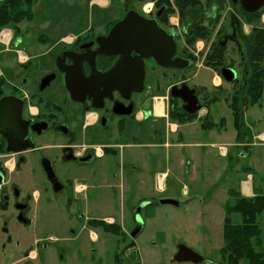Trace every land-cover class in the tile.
I'll return each instance as SVG.
<instances>
[{"label": "flooded vegetation", "instance_id": "1", "mask_svg": "<svg viewBox=\"0 0 264 264\" xmlns=\"http://www.w3.org/2000/svg\"><path fill=\"white\" fill-rule=\"evenodd\" d=\"M145 1L125 0L128 6L124 7L119 20L131 9L148 19H155L158 26L173 35L176 50L170 61L175 66L164 67L153 58L145 59L141 92L134 90L126 99L119 91L111 90L112 83L125 81L124 68L118 69L114 75L109 74L122 61V57L107 53L109 49L106 46V37L119 20L106 25L96 22L95 26L86 27L69 39H57L50 48L52 52L28 55L24 63L16 60L18 77L7 89L0 87V98L11 95L22 100L20 115L18 103L16 107L14 103L0 106V264H13L14 248L24 244L14 236L28 235L36 220L50 215L74 219L80 224L81 235L83 230L90 229L87 246H91L92 252L97 248L102 249L105 242L101 236L111 233L116 236V244L120 246V253L115 254L114 260L122 264H142L135 238L145 227L143 210L150 219L148 208L151 203L149 199L136 197V182L132 175H129L126 184L121 154L123 147L118 141L127 139L124 135L126 122L135 124L138 111L143 112L147 121L153 116V96L146 83L148 72L160 67L180 70L196 63L198 53L191 50L189 43L194 33H189L188 28L193 26L196 28L194 32L198 33L206 19L216 18L222 2L196 0L197 4L181 8L178 0H168L169 4L166 0H153L152 7L146 11L143 7ZM136 2H140V7L135 5ZM157 2H161V5L156 6ZM232 4L239 5L238 2ZM168 11V20L165 21ZM222 34L217 32L213 41L218 37L219 43L227 44V37L234 41L239 50L240 76H237L240 78L243 69L248 66L243 38H239L237 31L228 36ZM34 56L44 57L42 68L41 62L34 63L33 69L29 68ZM149 59L150 64L147 65ZM205 59L206 55L202 58L203 63ZM132 66L135 68V64H131L128 70ZM231 67L236 70L234 64ZM154 89L158 90L156 86ZM179 100L180 104L176 106L186 112L183 108L185 103ZM197 104H201L199 100ZM172 109L174 106L167 102L168 115ZM245 127L248 131L249 127ZM128 139L132 146L136 145L135 136ZM109 140L116 141L112 143V148ZM106 156L115 160L114 172L110 177L114 183L108 182L99 167L98 160ZM129 170V174H133L136 165L130 166ZM78 174L82 175L78 177ZM94 176L98 181L96 184L92 181ZM79 179L82 181L79 182ZM259 193L260 190L256 194ZM231 204H225L223 228L227 217L234 222L238 219L237 213L227 212V205ZM233 216L237 219H233ZM126 220L133 223L126 224ZM111 227H114L115 233L109 230ZM72 233L76 237L74 230ZM160 235L161 239L169 238L166 234ZM48 240L56 238L50 235ZM33 244L29 242L24 245L20 260L32 258V252L35 254L33 258L38 257ZM181 244L195 251L185 241H179L170 256L171 261L184 262L174 259ZM223 247L224 241L214 256L209 255L206 249L202 250L207 255L195 251L201 260L197 263L187 262L232 264ZM260 251L264 253L263 246ZM241 262L250 264L244 260L238 264ZM161 264H169V257Z\"/></svg>", "mask_w": 264, "mask_h": 264}, {"label": "rangeland", "instance_id": "2", "mask_svg": "<svg viewBox=\"0 0 264 264\" xmlns=\"http://www.w3.org/2000/svg\"><path fill=\"white\" fill-rule=\"evenodd\" d=\"M200 1L204 2V0ZM223 3L225 5H222V9L218 11L220 17L215 20L217 22L213 21L212 23V20H207L202 26V29H204V26L208 28L207 33L210 34L207 38L197 39V41H201L203 47L196 49V45H190L191 50L194 53H198L199 59L196 60L198 62H194L189 67L180 70L173 68L167 70L160 67L158 69L163 70L161 72L156 71L158 69L152 70V75L159 77L160 80L169 82L181 80L187 86L196 88L199 102L203 105H208L213 119L219 121L221 117L225 118V127L220 128L223 138L219 142L227 143L234 139L235 136L230 109L223 97L218 101L205 103L206 101H204L203 94L200 93L199 89L201 86L210 87L212 85L213 72L208 66L204 65L202 58L210 51L209 48L213 42V37H217V32L219 34L221 32L223 34L226 33V36H228L233 31H237L239 38H241L249 34L252 24L246 22L239 5H232L228 0H223ZM127 4L125 0H109L108 7L99 9L91 0H35L31 9L32 19L23 20L18 24L20 38L17 48L29 55L52 52L50 48L59 38L78 35L86 27L95 26L96 22L106 25L110 21L119 20ZM135 5L140 7V2H136ZM260 17L256 22L261 25ZM100 26L102 27V25ZM229 38L227 37L226 63L234 64L238 72L237 75L240 76L239 50L234 41ZM198 45H201L200 42ZM3 47L5 48L4 45L0 44V87L7 89L10 83L18 77L16 74L18 69L16 61L17 48L12 46L10 51H3ZM43 60L44 57L34 56L33 63L29 65V68L33 69L34 63L39 64V62H41L40 67L42 68ZM149 61L150 59L147 65L150 64ZM198 63L203 64L198 66ZM38 69L40 68L38 67ZM149 76L148 72L147 84L151 81ZM215 93L221 94L220 91H215ZM208 94L212 95L214 92L209 91ZM174 103L179 105V98ZM244 113L246 116L245 122L247 123L245 126L253 128V134L264 132V96L259 104L249 105ZM202 121L203 119L195 118V123L185 128L197 134L201 129L200 124ZM203 130L207 131L209 129ZM214 130L218 132L219 129ZM194 134L191 136H194ZM174 140L176 141V139ZM248 146V156L244 158L239 156V150L236 146H227L229 150L227 157L218 155L219 149H216L213 161L215 170H211L207 176L205 175L204 181L198 179L193 181V184H190L186 179L179 183L169 178V193L170 190H174V183H178L175 186L178 189L185 183L186 186H190V190L195 189V193L203 195L196 200H189L191 194L190 196L182 195L180 188L181 194H178L177 199L185 203L183 205L160 204L159 200L163 199V195L159 194L152 197L153 195L150 194L149 189L152 190L153 171L156 168L164 169L167 164L163 159V150L152 153L150 148H145L141 151L135 148L125 149L122 161L125 164L123 173L126 184L130 179L129 175H132V179L136 182V197L138 194L143 197H151L148 198L151 203L148 208L150 219H148V215L146 216L145 210H143L142 219L145 220V227L143 232L135 238L142 264H161L163 261H167L168 257L169 264H192L187 261L175 262L170 260V256L175 250V244L179 241H185L202 255H207L202 249H206L205 251L209 252L211 256L219 252L218 248L223 244L222 220L224 207L227 203L235 202L232 191L230 192L229 189H238L239 179L247 178L246 171H248V167H252L250 170L253 177L252 184L255 188H260L261 193L264 194V140L253 138ZM184 150H181V154L185 155L186 158L189 157V153ZM200 150H203V148L198 149L199 153ZM98 161L99 167L103 170L108 182L114 183V179L110 177L112 172H114L113 161L115 162V160L111 156H106ZM132 165H136V170L133 171V174H129V169ZM142 167H145L148 173L145 177L144 190L139 189L138 172ZM201 169L200 167L198 168L199 171ZM81 175L78 174V177ZM78 181L81 182L82 180L79 179ZM92 181L94 184L98 183L95 176ZM207 183L209 184L207 185ZM202 198L204 199L202 200ZM233 219H237V217L233 216ZM256 221L261 227L260 238L264 251V211L256 217ZM125 223L130 224L133 222L126 220ZM31 228L28 235L14 236L15 239H21L24 244L14 248L13 264H122L114 260L115 254L120 253V246L116 244V236L111 233L103 234L101 238L103 237L105 242L104 247L102 249L97 248L96 251L92 252L91 246H87L90 229L83 230L81 235L79 232L80 224L67 216L50 215L49 217H43L36 220ZM73 230L77 233L76 237L72 233ZM96 232L99 233L98 230ZM156 232L159 233L156 234ZM162 233L169 236V238L167 237V240L165 238L161 239L162 235L160 234ZM50 235L55 237L56 240H48ZM29 242H34L33 245L39 255L37 258H33L35 254L32 252V258L20 260L22 251L25 248L24 245ZM3 263H6V261ZM240 264L246 263L241 262Z\"/></svg>", "mask_w": 264, "mask_h": 264}, {"label": "crops", "instance_id": "3", "mask_svg": "<svg viewBox=\"0 0 264 264\" xmlns=\"http://www.w3.org/2000/svg\"><path fill=\"white\" fill-rule=\"evenodd\" d=\"M93 4H95L99 9H104L109 6V0H91ZM261 26L264 27V13L260 17ZM210 68V67H209ZM211 69V68H210ZM163 69L156 70V71H162ZM213 72L212 77V85L210 87L208 86H201V88H204L207 92L206 97L205 93L203 91H200V93L203 94L204 101L207 102L209 98L212 96H219V94L215 93V91H220V97H223L224 93H228L231 87V84H227V82H224L217 74L211 69ZM153 71H150L149 78V88L151 95L153 96V101L151 104V112H152V118L147 121L143 117V112L138 111L136 114V123L132 124L130 122H126L125 125V140L118 141L122 144V156L125 155V149L126 148H135L138 151H141L145 148H150V150L153 152L162 151L164 149L165 152H163V159L167 162L164 169L156 168L152 173V183L151 188L149 189L150 194L154 196L163 195V198H172L178 200V194L180 193V188L182 190V195L190 196L189 200H196L200 198L202 195L201 193H195V189L190 190V186H186L184 183L182 187L179 189L175 186L178 185V183H174V190H170L169 193V178L174 180L175 182H182L184 179H186L190 184H193V181L195 180H202L204 181V176L208 175L211 170H215V163L214 161V152L217 149L218 145L220 144H226L227 146H236V148L239 150V156L240 157H247L248 156V145L251 143V140L253 138L264 140V132H260L258 134H253L252 129L250 126L249 130L243 133L241 141H238L236 138V130H235V136L234 139L227 143L219 142L223 138V134L220 131V128L222 129L225 127V118L221 117L219 121H216L211 116V111L208 108V113L206 116L199 118L198 115L195 118L203 119L201 122V129L199 130V133L196 134V132H191L190 130H186L185 127L188 125H191L194 122V119L192 121L179 123L177 121H173L169 118L168 110H167V101L169 100V89L173 85H177L181 83V80L177 81H164L160 80L159 77L153 76ZM221 85V89H218L216 86ZM155 86L158 88V90L154 89ZM209 91H213L214 94H208ZM264 96V75H263V93L262 98ZM218 101V100H217ZM212 102V101H211ZM160 103L161 110H157L156 104ZM227 104V103H226ZM255 105V104H254ZM228 106V105H227ZM146 108V105L143 106V109ZM229 108V107H228ZM248 108V106L244 109ZM230 109V108H229ZM243 112V118L245 122V113ZM231 119H232V126H233V116L230 109ZM224 118V120H223ZM205 123V124H203ZM245 124H247L245 122ZM247 126V125H246ZM234 128V126H233ZM203 129L207 130L204 131ZM214 129H219L218 132H215ZM235 129V128H234ZM193 133L194 136H191ZM131 136H135L137 139V143L135 146L131 145V141L128 138H131ZM192 137V138H191ZM176 139V141L174 140ZM109 146L112 148V143H115L116 141L109 140ZM129 146V147H128ZM109 148V149H110ZM190 148V149H187ZM203 148V150H200V153L198 152V149ZM185 149V152L189 153V157H185V155L181 154V150ZM161 154V153H160ZM218 155L227 157L229 155V150L227 148V152L225 155H222V153L219 151ZM158 157V156H157ZM145 165V163H143ZM202 168L200 171L198 168ZM213 167V169H212ZM252 167H248V171H246L247 178H240L238 183V189H229L230 192H235V194H238L242 197H253L260 188H255V186L252 184L253 177L250 173ZM246 169V168H245ZM147 170L145 167H142V169L138 172L139 176V189L144 190L145 189V177L147 176ZM209 183H207L208 185ZM205 185V184H204ZM193 188V187H192ZM203 196V195H202ZM138 197L141 199H148L151 197H143L142 195ZM204 198H202L203 200ZM181 205L185 204L182 203V201L178 200ZM189 202V201H188ZM198 214V213H197ZM200 215V213H199ZM203 215V213H202ZM201 215V216H202Z\"/></svg>", "mask_w": 264, "mask_h": 264}, {"label": "trees", "instance_id": "4", "mask_svg": "<svg viewBox=\"0 0 264 264\" xmlns=\"http://www.w3.org/2000/svg\"><path fill=\"white\" fill-rule=\"evenodd\" d=\"M35 0H0V30L4 27L12 28L14 30V39L19 37L18 24L23 20L32 19V5ZM169 4V1L166 0ZM181 8L190 7L197 4L196 0H178ZM220 4L219 10L222 9L223 0ZM230 2V0H228ZM161 2H157L156 6H160ZM234 5V4H232ZM240 7V6H239ZM240 10L244 15L247 23H251L252 27L248 35H244L243 41L245 52L247 55L248 66L243 69V76L237 77L232 83L228 93H224L223 99L231 109L233 116V126L237 132L236 138L241 140L243 133H245V123L243 118V110L249 105L259 104L263 93V75H264V27L258 24L261 13H264V7L260 11L249 13ZM240 11V12H241ZM220 14L216 18L211 19L212 23L218 20ZM168 15L165 21L168 20ZM208 19H206L207 21ZM217 22V21H215ZM211 24V23H210ZM210 28V27H209ZM193 26H189L188 32L194 33L192 39L189 41L190 45L194 44L199 38H207L209 33L204 26L201 31L194 32ZM206 30V32H205ZM210 31V30H209ZM208 31V32H209ZM227 44L219 43L214 40L210 46V51L206 54L205 65L218 71L221 66H232L233 64L226 63ZM209 59L211 61H209ZM1 83V82H0ZM221 89V87H217ZM200 91L207 92L204 88ZM221 97L212 96L207 102H215ZM176 98L170 97L169 102L174 106V109L169 110V118L179 123L192 121L195 115H190L179 109L174 101ZM205 124V123H203ZM235 199L231 205H227V212H235L238 214V219L234 222L230 218L225 219L223 228V250L229 254L232 264H238L244 260L250 264H264V253L260 251L262 240L260 238L261 227L256 221V217L264 211V194L259 193L253 197H242L232 192ZM111 232H116L114 227L109 228Z\"/></svg>", "mask_w": 264, "mask_h": 264}, {"label": "water", "instance_id": "5", "mask_svg": "<svg viewBox=\"0 0 264 264\" xmlns=\"http://www.w3.org/2000/svg\"><path fill=\"white\" fill-rule=\"evenodd\" d=\"M233 3H239L243 10L254 12L264 6V0H231ZM106 46L108 52L113 55H120L122 61L112 68L109 72L114 75L118 69H125V81L122 83H112L111 90L119 91L128 99L132 91L141 92L143 90V80L145 76V59L153 58L161 66H175L171 63L172 56L176 50V42L172 34L157 25L155 19H148L135 10L131 9L126 15L116 22L106 37ZM131 64H135L128 70ZM182 67L184 65H181ZM219 75L227 82H233L236 77V71L231 67L223 66L218 71ZM135 79V80H134ZM135 84L137 85L135 87ZM170 95L180 98L184 103V109L189 114H194L200 105L197 104L195 90L187 85L178 87L174 85L170 88ZM22 100L6 95L0 98V106L18 103V114L20 115ZM10 105V104H9ZM161 204L179 205L175 199L165 198L159 201ZM177 261L199 262L201 257L191 248L184 244L179 246L174 256ZM214 264V263H210Z\"/></svg>", "mask_w": 264, "mask_h": 264}, {"label": "built area", "instance_id": "6", "mask_svg": "<svg viewBox=\"0 0 264 264\" xmlns=\"http://www.w3.org/2000/svg\"><path fill=\"white\" fill-rule=\"evenodd\" d=\"M18 57H19L20 60L26 59V57L24 55H21L20 52H18ZM220 150L223 151L224 147H220Z\"/></svg>", "mask_w": 264, "mask_h": 264}, {"label": "bare ground", "instance_id": "7", "mask_svg": "<svg viewBox=\"0 0 264 264\" xmlns=\"http://www.w3.org/2000/svg\"><path fill=\"white\" fill-rule=\"evenodd\" d=\"M4 32H5V33H4V34L2 33V36H3V35L6 36V33H9L8 31H4ZM156 108H157V110H159V111L161 110V109H160V108H161L160 103H157V104H156Z\"/></svg>", "mask_w": 264, "mask_h": 264}]
</instances>
